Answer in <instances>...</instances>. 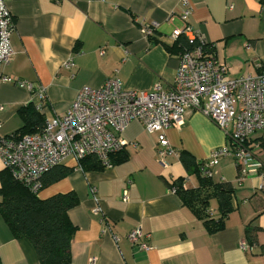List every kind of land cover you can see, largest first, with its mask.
<instances>
[{
    "label": "crops",
    "instance_id": "obj_1",
    "mask_svg": "<svg viewBox=\"0 0 264 264\" xmlns=\"http://www.w3.org/2000/svg\"><path fill=\"white\" fill-rule=\"evenodd\" d=\"M3 1L14 24L13 53L4 72L32 87L0 81L2 135L22 125L18 112L26 104L47 120L62 115L81 88L99 87L108 78L132 90H151L155 84L168 89L178 54L165 46L174 43L173 30L184 27L180 13L186 7L187 24L213 46L230 76L255 75L264 67V0ZM153 23V33L146 34L144 28ZM165 134L172 150L166 167L159 163L155 135L132 120L119 134L124 145L112 153L110 166L83 170L65 158L61 164L72 170L41 188V198L68 191L77 196L67 211L75 226L70 264H264V183L259 175L264 152L258 156L262 167L252 165L241 181L231 156L210 168L213 181L232 185L233 210L220 229L208 232L168 183L181 178L184 188L197 187V173L186 171L179 153H189L202 167L213 149L227 144L225 134L199 112L185 114ZM250 137L264 141V131ZM216 208L211 199L212 217H217ZM247 226L255 230L256 242L243 238ZM137 227L141 241L149 244L146 250L127 239ZM0 261L40 264L31 243L15 238L1 216Z\"/></svg>",
    "mask_w": 264,
    "mask_h": 264
},
{
    "label": "built area",
    "instance_id": "obj_2",
    "mask_svg": "<svg viewBox=\"0 0 264 264\" xmlns=\"http://www.w3.org/2000/svg\"><path fill=\"white\" fill-rule=\"evenodd\" d=\"M189 10L186 7L180 13L185 25L174 29L172 37L182 34L199 42L178 55L174 80L168 89L155 84L151 90H132L120 86L117 79L108 78L99 87L81 88L62 115L45 120L42 131L0 134V158L4 167L12 169L13 178L36 192L41 186L40 175L65 158L77 162L94 154L103 166H110L109 155L124 145L119 134L132 120L155 135L159 163L166 167L165 157L172 150L165 130L179 126L189 112L204 115L227 139V144L213 149L204 162L203 174L210 176V168L223 156L233 158L239 181L252 165L260 169L258 156L264 152V141L250 136L264 131V67L255 75L230 76L226 65L217 60L213 46L206 49L205 40L187 24ZM156 25L146 26L145 33L152 34ZM13 26V18L0 0V81L31 88V84L4 72L13 53ZM130 144L136 146L135 142ZM259 175L264 183V172ZM142 237L138 227L127 234L133 246L146 250L149 244L141 241ZM239 245L246 249L244 239Z\"/></svg>",
    "mask_w": 264,
    "mask_h": 264
},
{
    "label": "trees",
    "instance_id": "obj_3",
    "mask_svg": "<svg viewBox=\"0 0 264 264\" xmlns=\"http://www.w3.org/2000/svg\"><path fill=\"white\" fill-rule=\"evenodd\" d=\"M197 38L188 39L179 35L166 50L178 55L197 44ZM206 49L209 44L204 43ZM18 115L22 125L14 133L19 135L40 132L45 125V117L32 103L19 109ZM112 153L109 155L110 163ZM124 157V155H123ZM179 160L186 171L197 173L199 184L195 188H184L182 179L170 181L169 187L180 197L192 213L202 221L208 232H214L223 226L224 219L232 212L231 197L233 187L229 182H215L210 176L201 172L194 158L187 152L179 153ZM76 166L83 170L103 168L94 154L77 160ZM72 167L56 164L43 172L40 177V188L33 192L21 181L12 176V169L0 170V216L15 238H26L33 246L40 264H70V242L75 231L67 217V211L77 204L73 191L55 193L47 197L38 196L41 188L66 176ZM215 199L217 217L210 215L209 202ZM249 243L256 242L255 230L246 227L243 237ZM264 252V246L261 248ZM1 264V261H0Z\"/></svg>",
    "mask_w": 264,
    "mask_h": 264
}]
</instances>
